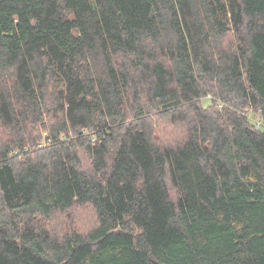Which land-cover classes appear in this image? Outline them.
<instances>
[{
    "label": "trees",
    "instance_id": "1",
    "mask_svg": "<svg viewBox=\"0 0 264 264\" xmlns=\"http://www.w3.org/2000/svg\"><path fill=\"white\" fill-rule=\"evenodd\" d=\"M0 264H264V0H0Z\"/></svg>",
    "mask_w": 264,
    "mask_h": 264
},
{
    "label": "rangeland",
    "instance_id": "2",
    "mask_svg": "<svg viewBox=\"0 0 264 264\" xmlns=\"http://www.w3.org/2000/svg\"><path fill=\"white\" fill-rule=\"evenodd\" d=\"M173 137V134H169V136L166 138V141H169L170 140V138H172ZM171 141V140H170Z\"/></svg>",
    "mask_w": 264,
    "mask_h": 264
}]
</instances>
